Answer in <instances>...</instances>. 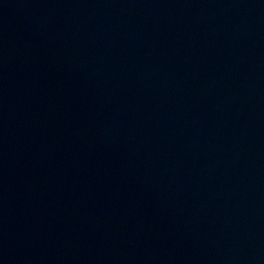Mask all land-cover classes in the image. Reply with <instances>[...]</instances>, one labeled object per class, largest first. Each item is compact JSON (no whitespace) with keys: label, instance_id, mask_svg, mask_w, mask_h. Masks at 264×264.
Here are the masks:
<instances>
[{"label":"water","instance_id":"1","mask_svg":"<svg viewBox=\"0 0 264 264\" xmlns=\"http://www.w3.org/2000/svg\"><path fill=\"white\" fill-rule=\"evenodd\" d=\"M151 264H264V0H149Z\"/></svg>","mask_w":264,"mask_h":264}]
</instances>
